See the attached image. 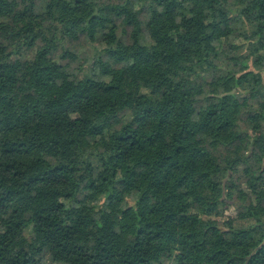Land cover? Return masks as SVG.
<instances>
[{
  "label": "trees",
  "instance_id": "1",
  "mask_svg": "<svg viewBox=\"0 0 264 264\" xmlns=\"http://www.w3.org/2000/svg\"><path fill=\"white\" fill-rule=\"evenodd\" d=\"M0 264H264V0H0Z\"/></svg>",
  "mask_w": 264,
  "mask_h": 264
},
{
  "label": "rangeland",
  "instance_id": "2",
  "mask_svg": "<svg viewBox=\"0 0 264 264\" xmlns=\"http://www.w3.org/2000/svg\"><path fill=\"white\" fill-rule=\"evenodd\" d=\"M231 213V210L230 208H228L226 211H225V215H229Z\"/></svg>",
  "mask_w": 264,
  "mask_h": 264
}]
</instances>
